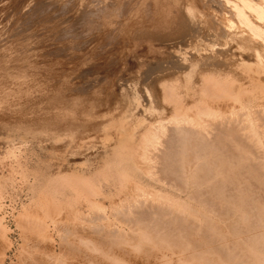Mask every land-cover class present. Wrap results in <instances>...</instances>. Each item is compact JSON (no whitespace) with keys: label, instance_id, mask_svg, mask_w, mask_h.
Here are the masks:
<instances>
[{"label":"rangeland","instance_id":"1","mask_svg":"<svg viewBox=\"0 0 264 264\" xmlns=\"http://www.w3.org/2000/svg\"><path fill=\"white\" fill-rule=\"evenodd\" d=\"M98 1H95V0H0V178L2 177L3 178V179L1 178L2 181L4 180L5 182V183L3 182L4 189L1 192V194L3 193V195H1V199H0V217H2L1 225L3 224L2 226L5 228V229L4 228L2 229L3 232H0V264H38V262H40V260L44 258L45 256L44 254L48 250L49 251L47 253L49 254L52 253L53 251L55 254L59 253L58 250L60 251L61 250H82V249L85 250V248H83V245H81V241L79 239V236L81 234H78V233L74 234V231H71L70 233H66L67 235H63L65 233L64 230L63 231L61 230V232L59 231L57 233L59 228L58 229L54 228L52 224H50L49 222H47L48 229L45 234L48 236L44 235V237H42L43 234L40 236L39 235L40 233L39 234L36 233L37 229L40 228L41 226L40 225L37 226L35 224L41 223V220L43 218L42 214L44 213V211H47V212L49 211L50 214L53 213L52 217H54L55 219H59L58 224L59 223L61 224V222H63L65 226L68 224L67 227L69 228L70 227L72 228L73 223L75 222L73 220L74 217H72V215H75L74 213L77 212V210L73 208L72 206L71 208L69 204H67L69 206V209H67L68 207H65L67 206L65 205L66 204L65 202H68L69 201L68 198L71 197V194H69L70 196L68 197L64 196L63 193H65L66 196L68 193H70L67 190L63 193L61 192L63 195L57 192H56L57 194L55 195V192H54L55 196H52V198L55 197L54 199L50 197L51 193L47 194L45 192L46 188L44 187L42 188L41 186L43 185L44 180L48 179L46 177L51 176L55 178L58 175L57 173L61 174L63 177L65 175H69L72 169L73 171L71 172V174H74L78 172V169L79 171L80 170L85 171L86 167L87 168L84 173L87 176L86 174L87 170H88V174L89 172L92 173L93 170L95 169L97 170L99 168L98 166L104 162V159H105L104 157L106 156L107 150L109 149L108 147L112 148L113 146L117 144L116 138L118 137L117 136L118 134L115 131V127L117 124H119V122L123 120H124L123 122H126L128 120L132 121L138 118L139 120H136L137 122H135L134 124L137 125L139 121L138 123L139 127H138L137 132L138 131L140 132V129H142L144 125L146 124V121L144 119L145 117H146V120L156 117V119L158 120L160 119V121L163 118V123H167V121L171 122V120L178 113L181 114V116H183V114L186 115L187 116V117L185 116L186 118H190V117L192 118V116L195 117L194 106L196 104H199V100L197 99L195 100L193 99L194 97H191L187 101H182V104L179 102V104L182 106V109L180 108L181 111L177 110L179 108L178 107L179 104H177L176 110H174L172 108V104H168V102L166 103V101L160 99L162 95V91L160 89L159 90L161 92L159 91V93L161 95L158 94V98H157V94H152L153 99L154 100L157 99L155 100V102L156 101L157 102L154 104L153 103L154 100H153L152 106L155 107V109L152 108V111L149 112L148 110H146V108H144L146 106V101L144 100V97H143L144 95L142 96V93H141L142 85L139 82L142 81L144 76L146 77L148 76L149 78H151V76L157 72V69L156 70L154 68L148 69L149 67H154L156 63L158 62L159 63L163 62V63H168V64L174 63L173 65L176 68L173 70L177 74L175 75V77H173L172 75L168 73L169 76L165 79L174 78L175 79L174 81L177 82V87L179 86L178 91L184 92L183 85L188 79L186 80V77L184 76V74H182V69L180 67L184 68V66L188 64V61L191 58V62H194V65H195L194 67L196 68V72L191 73L189 77V80L192 81L195 78L199 77V74L197 73V71H200L202 66L205 65V62H212L213 60H215V57H213L212 54L206 57V55L209 53L210 47L208 46L210 45V43L215 40L217 42L221 41L219 38L218 39L220 41L215 39L217 37L216 32L219 31L218 29L219 26H216L215 24L216 22H214V20H216V16L218 15L219 18L218 17L217 18L219 21L221 14L226 11L228 4H226L227 5L226 6L224 5V2L222 3L223 0L221 1L216 0V2L220 4L219 5L220 9H222L223 11L220 12L221 14L219 13L216 16H213L214 12L210 10V8L212 9V6L208 4V0H202V1L198 0V2H195V5L196 3L197 4L200 3L201 8L198 9V8H195L196 7L195 6L191 10L193 12L195 11L194 13H195V16L197 15L196 16L197 18H195L194 14H190V17L192 15L194 16L190 18L188 17L189 11H187L185 8H183L184 10L182 11V4L184 3V6H186L185 4L187 3L194 4V2H190L192 0L190 1L187 0L188 2L185 0L184 1L174 0V2L172 0H168V2L171 1L172 4L174 3L172 5L171 3L167 2L171 6L166 5L167 0H162V3L165 6V8L167 6L168 8L173 7L175 4L177 6V9L174 6L173 8H171V10L169 9L170 11L167 8L166 9L162 8L164 11H166L164 13H162L163 11L161 9V7H164V6L159 2L160 0H158V2L156 1L157 2L156 5H155L156 2L153 3L154 1L152 0L151 1L148 0L149 2L145 0L143 1L140 0L142 3H140L139 0H134V3H133L134 8L130 7V9H129V6L131 5H127L126 3L129 1L128 4L129 3L132 4L131 0H127L126 3L124 2V0H122L121 2L123 3L122 5L120 3L121 0H117V1L112 0V2L115 1L114 2L115 5L111 3V0H106V2L105 0L103 1L100 0V4ZM104 2L105 4L107 3L106 4L107 6H108V3L110 2L111 7L113 8L111 11L112 14L111 13L107 14L109 15V18H111V20H109V22L107 23L104 21L105 20L104 15L102 16V14H100L99 16L98 13L95 14V12L98 11V8L100 7V5L105 7V5H103ZM158 3H160L161 5ZM125 4L128 7L125 6ZM205 5L209 6L208 7L209 10L207 6L205 7ZM213 5H215V3ZM197 6H199V4ZM125 7L131 12L128 11L129 12L128 13ZM194 9L196 10L198 9V10L196 11ZM200 9L201 10L204 9V10L201 11ZM124 10L126 11V13L124 12ZM147 10L148 12H146ZM158 11L161 12L159 16L157 14ZM168 11L169 12L176 11L175 14L176 13L177 14L174 16L173 14L174 12L169 13ZM184 11L185 12L187 11L188 15L187 13L186 14L183 13ZM198 11L201 12V14H205L208 17L204 15L202 16ZM167 12L168 14H165ZM197 12L202 17H205V18L202 19L201 16L198 15ZM209 12L210 13L212 12V13L210 14ZM144 14H146V16ZM117 16L118 18H116ZM168 16H170L171 18L167 19ZM146 17L148 19H146ZM156 18H159V19H156ZM193 18H195L194 20L195 23L190 22V20L191 19L193 20ZM207 18L210 20H208ZM154 19L157 21H155ZM206 19H207V22L205 23ZM211 20L212 22H210ZM76 21H78L77 24H76ZM101 21L105 22V24L102 22L104 26H102V23H100ZM167 21H170V22H167ZM208 22L210 25L207 24ZM182 23L183 24L186 23V25L188 23L187 25L188 28L186 30L188 32H186L187 35L185 34V36L182 35L181 37H179L178 35H180L179 33L181 32L179 25ZM71 24L73 26H71ZM147 25L148 26L151 25V26L147 27ZM72 27L73 28L75 27V28L71 29ZM224 30L228 31L227 28H225ZM231 31L236 32L237 29L236 28L234 30L231 29L229 32ZM143 34H145V36ZM212 34L213 36L216 35V37H213ZM241 34L242 33L238 35H241ZM238 35H234L233 38L231 40L229 39L228 43L225 45V47H228V50H229L225 58L227 63L224 64L225 66H220V69L221 70L229 69L228 70V72L230 71L229 75H231L233 79L236 80V82L233 80L235 84H237V81H238V83L240 82V87L242 86V88H245L248 90L246 91L248 95L246 93L245 95L249 96L250 92L251 93L255 92L254 94H259V93L261 94L264 89L261 86L260 89L262 90H259V85L257 86L256 84L257 83L260 84L259 82H261L260 81L261 79H262V82L264 81V74H263L264 70L254 69V68L251 69V67H253L254 64H252V62H249V61H246L244 63L245 65L242 64L241 58L246 56V52L239 48H236L239 44L238 42H236V40L240 41V39L238 40ZM145 39H146V42L148 40L146 44L144 41ZM204 43L205 44L207 43L208 46L207 44L205 46ZM130 44L133 46H130ZM200 47L201 48L203 47V49L204 48L205 49L202 50L200 49ZM158 49L160 50L158 51ZM184 49L187 52V54L185 53V51H183ZM191 49L193 50L192 52H191ZM128 50H130V52ZM182 51L186 54V59H188L189 57L188 61L183 60L185 54ZM181 52L183 53L182 54L183 56H180ZM123 53L125 54L123 55ZM177 53H179L180 55ZM122 57L123 59L125 57L126 58L123 60ZM196 58L198 59L195 60ZM136 60L137 62H135ZM132 62L134 63L132 64ZM248 64L250 65V68H247V67L244 68ZM240 67L241 69L244 68V70L239 69ZM245 70H247L246 71L248 72L247 76L249 77L246 76V72L245 74H243ZM182 77H184V81ZM252 77L254 78V80ZM255 77H256V80H255ZM251 78H252V81H251ZM257 79H260L258 80L259 82H257ZM253 81H256V82H253ZM111 83L113 85H111ZM132 83H135V85ZM118 85L121 86L120 88L121 90L120 94L122 93L121 95L118 92L119 91ZM125 85L126 87H124ZM140 85L141 87H139ZM93 86H95V89ZM130 86H132V88H130ZM91 87L94 89V91L93 89H91ZM111 88L112 89L115 88L113 90L114 92L118 90L117 94L112 93ZM127 88L129 89L130 92L131 91L132 92L130 93ZM126 89H127V93L125 91ZM136 91H138V93ZM123 92L126 94H124ZM132 93L136 95V96L134 95V97L136 98L138 97V100L132 97L133 96ZM260 94L256 96L255 98L257 105L256 104L248 105V107L250 106L249 111H251V108H252L254 110L256 109L257 111L259 109V112H261L259 114L256 111L254 112L251 111L253 116L259 115L258 117H260L261 114H264L263 112L264 111V93H262L261 95ZM262 95L263 97L259 98V96H262ZM120 96L121 97L123 96L124 99H122L123 97L121 98ZM129 96H131L132 99ZM247 98H250V97H247ZM158 99H160L162 102L160 100L158 101ZM218 102H219L218 108L220 109L221 112L223 111L225 113H227L226 111L229 110L227 108H231V106L233 105L231 101L228 99H225V100L219 99ZM234 105L236 106V103ZM253 105L259 108H256ZM236 108L238 110L239 109H241L242 111L244 110L243 108H239L238 106L233 109L235 110ZM219 109L216 111H219ZM137 111L140 113L141 116L139 115ZM88 112L91 114H89ZM127 112H129L130 114L135 112L136 115L134 116V114L133 115L131 114L132 116H128L130 114ZM238 112L235 113V116L238 118L237 120L241 122L242 119H244L245 115H242L243 117L239 116ZM95 113H97L98 116L95 115ZM100 113L101 114L103 113V116ZM142 113L143 114L150 113V115L149 116L148 114L142 115ZM219 115H221V113ZM222 115H224L225 117L229 116L231 120L229 118L226 119ZM222 115H221L222 118L224 117L226 120L228 119L229 120L226 121L224 120V118L223 119L220 118L218 122L219 117L217 115L215 117L216 118L215 120L214 119L211 120L210 118H207V117L205 118L201 116V118H199V120L197 121L199 122L202 121L203 125L206 127V133L208 132V135L209 134L211 135L215 131L219 132L218 130H220L221 128L219 127V129H216L218 126H220L219 123L221 124V126H223L222 122H226V123L230 121L232 122V120L236 118L235 116L233 118L234 114L230 115L228 113L226 115L222 113ZM96 116L100 118L96 119ZM92 117L94 119H91ZM262 117H264V115H262ZM239 118L241 120H239ZM140 119H142V121H140ZM213 120L215 121V123H213L214 122ZM237 120L236 122H238ZM216 122H218V125H216ZM236 122L235 123L233 122L234 125L232 129L234 130L237 129V131L241 130V132L244 133V131L246 130L241 129L244 126V124L243 126L241 124L242 127H240L238 126L240 125V123H237L238 124L237 127L234 128ZM244 122L246 121L243 120L241 123H244ZM257 122H259V125H261V127H259L261 128V130H258V132L261 131L260 133H262V131H264L263 124L262 122L255 120L256 124ZM205 123L207 126L205 125ZM170 124L172 125V122ZM187 124H185V128L187 129L192 128L193 126L195 127L194 122L191 123V125L193 124L191 127H189L190 124H188L189 126L186 127ZM214 125L216 128H213V127H212L213 129L209 128V126H214ZM224 125H227L228 127L229 123L227 124L224 123ZM167 127H168L167 131H169L168 135L170 134V132H171L170 136L173 135L172 131L169 130L170 128L169 122H168ZM222 130L223 129H221L220 131ZM211 131L213 133H211ZM217 132H215L214 134H216ZM208 135L205 134L204 136L207 137ZM213 135L208 136L207 138H210V137L213 138ZM114 137L115 139H113ZM113 142H115L116 144L114 143L113 145ZM103 143H106L107 145L109 143V146L103 149V147L105 146L103 145ZM105 149L107 150L105 151ZM158 149L161 151L162 145L161 146L158 145ZM158 149L156 152L152 151L153 153L155 152L154 154L151 152L152 153L151 155H153V157L150 155L151 159L154 157L156 158V155L157 156L160 155L159 153L160 151L158 152ZM8 150H13L16 157L14 158L8 155ZM103 150H104V153H103ZM71 151L73 152V154ZM110 151L111 150L109 149L108 152ZM137 151L139 153L138 149L136 150V152ZM138 153H135V155L137 154V157L139 158ZM109 155L110 154H107V156ZM137 157L135 160L138 159ZM157 158L156 160L158 161L159 158L158 159ZM100 159L101 160L103 159V161L101 162ZM139 159L137 161L139 163V166L143 167L147 164V163L145 164V161L143 162V160L140 159V161L143 162L141 164V162H139ZM154 159H152L151 163H153L154 161L156 165L153 163V167L155 168L158 167V168L154 170L152 167V171L154 170L156 172V170L158 169L160 170L163 164L160 163V160L158 161L160 164L158 162H155L156 160ZM15 164L17 165L20 164V165L17 166ZM175 164L173 167L178 166V164L177 165ZM22 169H27L28 171V173L26 171L27 174L25 176L21 172ZM32 169H34L33 175L34 173H36L34 176H37L39 174V178L41 176L45 178L41 180L42 183H40L41 182L40 179L42 177L40 179H34L35 177L33 176L34 180L33 179L31 180L32 175H29V171L31 173ZM37 170H39L38 173H37ZM89 170H91L92 172ZM158 171L157 173H159ZM44 172L47 173V176L46 175L44 176ZM48 172L51 175L48 174ZM81 172H78V174L80 173L79 175L81 176L83 175V177H86L84 174H82L83 172L82 173ZM78 174L76 173V175ZM61 175L60 177H57V178H62ZM144 176L145 174H143V177L141 178H144ZM51 177L49 178L50 180H48L49 182L48 181H46L47 183L44 182L46 185L51 184L52 182H54L55 179H57V178L55 179L53 178L51 180ZM146 177L147 175L145 176V178ZM137 178L136 180L138 181ZM141 178L139 179V181H142ZM145 178L143 179V181L145 180ZM35 180L37 184L39 183V185H41L39 187L42 188V190H40V192L41 191L42 192L39 198L35 196L31 197L32 192L30 193V190H31L30 184L31 183L35 184L36 183ZM139 181L137 183L135 179L132 180V182L133 183L136 182L135 184L137 185L140 184ZM116 185H114V187H112L111 185V187L109 188V190L113 191L111 192L108 190V193L109 192L111 193L110 197L113 198V200H116L117 197L121 195L124 199L126 188L120 187V186L119 187L117 186L118 187L117 188ZM142 185H139V186H142ZM131 186L134 187V184H132ZM144 187L148 188L147 186H144ZM150 188L151 187H149L148 189ZM48 189H52V188L50 187ZM117 190L118 191L121 190V193L120 191L118 192ZM116 191L117 193L115 194ZM42 193H46L47 195H49L51 199L49 200L48 199L49 197L46 198V195ZM108 193L106 190L105 194H108ZM112 193L114 196L112 195ZM52 195H53V192H52ZM62 197L65 199H63ZM122 197L119 198V203H117L119 204V206L120 205L122 206L124 202H125L124 205L126 204V200H122ZM45 198H46V201H45ZM58 199L59 201H57ZM42 200L46 204L42 203L43 202ZM61 200L64 202H62ZM50 201L51 203H49L50 205H48L47 203ZM70 201L68 203H71ZM148 201L149 200H147L145 203L149 204L147 203ZM54 202L57 205L54 204ZM149 202H150L149 205H151L152 203H155L153 201L152 202L149 201ZM40 203H42V205L44 204V206H42ZM106 203H107L106 206L109 205L107 201ZM46 206H47V210H43L46 208ZM61 206H62V211H61ZM78 208L82 210V206H78ZM137 208H136V211H138V209L139 210L141 209V208H138V209ZM57 209H59L58 213H56ZM24 210L28 211L27 214L29 216L26 214ZM142 210L143 209H141V211ZM22 212L23 214L25 212V217L28 216L27 219L30 218V215L31 217L33 216L36 219L41 217L40 220L39 219L36 220L35 224L34 223L32 224V225H35L34 228H32L33 226H31L30 224L29 225L27 224L28 221H25L27 219L24 220L25 217L22 219L19 216L21 215L20 213ZM60 212L61 214H59ZM70 212H71V215H69ZM145 212L146 210H144L143 216L145 215L144 219H146V221L143 223L146 224V222H148L147 220L150 218L148 217L146 218V216L148 215H146ZM54 213H56L57 215L56 214L54 215ZM134 215H131L130 218H133L132 216ZM137 216L138 218H143V216H139V215H136L135 217ZM33 217H32V220H33ZM67 218H69L70 220ZM165 218L163 217V219ZM32 220L29 221L28 223L35 222V219L33 221ZM158 221L161 222V220H158ZM156 223L155 225L157 226L159 222H156ZM155 225L152 226L151 228L152 231L155 230L154 229ZM123 229L124 231L121 234L122 236L119 237L120 243L118 242L119 244H117L118 247L117 245H115L116 242L112 243L114 242L113 241L114 239L111 238L112 240H110V242L108 241V246L113 247L115 245L112 248V250H119L118 249L119 247H121L120 250L121 249L122 250H133L131 248V243H135V246H138L140 241L137 244L135 241H137V237L139 238L141 236L134 235L133 237L134 239H133L131 235L136 234V231L135 233L133 232L131 233L129 232V229L126 226H123ZM162 230H164V228L161 229L160 232H162ZM30 231H32V233ZM157 231H155L152 234L157 235L158 234ZM41 233H42V230H41ZM71 234L72 235L74 234V235L72 236ZM90 235H87V236L83 235V237H88V236L94 237L95 236L94 234L93 236H90ZM128 236H130L131 239ZM73 237L75 238L74 240H73ZM124 238H126L127 240L130 239V241L132 240L134 242L127 241ZM156 238H157L156 236H151V239H154L151 241L153 243V246L151 245L152 243L149 242V240H145L146 238H144V240L147 241V244L145 242H140V244L142 245L143 243V245L142 247L141 245H139V247L141 248L139 247L138 248L140 250H145V248L149 250L150 248L149 246L154 247L156 245L155 247H157V249H155V247L154 248L151 247V249L155 252H158V253L161 252V254L165 255L166 246H164V248L162 247V245H164L162 243L163 240L160 241L159 238H157L159 240H157ZM75 240H78V242ZM121 240H123L124 242L122 241L123 242L122 243ZM155 240L157 243H155ZM63 241H65L66 243ZM125 242L128 243L129 245H127ZM110 243L112 244L109 245ZM158 243H161V244H158ZM158 245L160 248L162 247V249L158 250L159 248ZM128 246L130 249H127ZM135 246H133V248ZM79 247L80 249H78ZM42 250H44V252ZM107 250H108V247H107ZM41 251L43 252L44 256L41 255L42 254ZM42 256L43 258H40ZM47 258L45 257V260H47Z\"/></svg>","mask_w":264,"mask_h":264},{"label":"bare ground","instance_id":"2","mask_svg":"<svg viewBox=\"0 0 264 264\" xmlns=\"http://www.w3.org/2000/svg\"><path fill=\"white\" fill-rule=\"evenodd\" d=\"M95 1H98V0H95ZM126 1L127 0H124L125 3H126ZM131 1H132V4L131 3L128 4L129 1L126 3L127 5H131V6H129V9H130V7L134 8V5H133L134 0H131ZM145 1H148V0H145ZM149 1H151V0H149ZM152 1H154L153 3H155L156 1L158 2V0H152ZM172 1L174 2V0H172ZM185 1H187V0H185ZM98 2L100 4V0ZM105 2H106V0H105ZM105 2L103 4V5H105V7L102 5H100L99 8L97 7L98 11H96V9H97L96 8L95 14L98 13L99 16H100V14H102V16L104 15V17H105L104 21L107 23V22H109V20H111V18H109V15H107V14L111 13L113 8L111 7L110 2L108 3V6L106 5L107 3L105 4ZM114 2H112V0H111V3L114 4ZM121 2H122V0L120 1V3ZM157 2L155 3V5L157 4ZM159 2L163 5L162 0H160ZM167 2H168V0L166 1V3ZM190 2H194V4H192V3L188 4L187 3V4H185L186 6H184V3L182 4V11L184 10L183 8H185L187 11H189L188 17H190V14H194V16H195V13H194L195 11L194 12L191 11L193 9V7L196 6L195 8H198V9L201 8L200 3H198L199 6H197L198 5L197 3L195 5V2H198V0H195V1L192 0ZM223 2H224V5L228 4V7H227L226 11L221 14L220 12L223 10L220 9V7H219L220 4H218L216 2V0H208V4H210V6H212V9L210 8V10H212L214 12L213 16H216L219 13L221 14L219 21H218V18H219L218 15L216 16V20H214V22H216L215 23L216 26H219V28L217 27L219 29V31L216 32L217 37L215 34H214L215 36H213V34H212L213 37H216L215 39H217V40L220 39L221 41L219 40L220 42H217L214 39L215 41L211 42L209 46L206 43L207 46L210 47L209 53L206 55V57L208 55L212 54L213 57H215V60H213L212 62H205V65L202 66L200 71H197V73L199 74V77L195 78L192 81L189 80V77H190L191 73L196 72V68L194 67L195 66L194 62H191V58L189 59V57H188L190 62L188 61V59H186L187 52L185 51V49L183 51H185L186 54L182 51L185 54L183 60L188 61V64H186V66H184V68L180 67L182 69V74H184V76L186 77V80L188 79L185 82V84L183 85L184 86V90H183L184 92L178 91L179 86L177 87V82L174 81L175 80L174 78L173 79H170V78L165 79L169 76L168 73L170 75H172L173 77H175V75L177 74L173 70L176 68L173 65L174 63H170V64L163 63V62L162 63H159V62L156 63L154 67H149L148 69L154 68L155 70L157 69V72L154 73L151 76V78H149L148 76L147 77L144 76L142 81L139 82L142 85V87H141V85L139 86L142 89V92H141L142 96L144 95L143 97H144V100L146 101V106L144 108H146V110H148L149 112L152 111V108L155 109V107H153L152 105H153V103L155 104L157 102V101L155 102V100H157V99H155V100L153 99L152 94H157V98H158V94H160L159 91L161 90L162 95L160 94L161 95L160 99L166 101V103L168 102V104H172V108L174 110H176L177 104H179V102L182 104V101H187L191 97H194L193 99H195V100L196 99L199 100V104H196L194 106L195 117L192 116V118H191L189 116L191 118L190 119V118H186L187 117L186 115L183 114V116H181V114L178 113L171 120L172 125L170 124L171 123L170 121H167V123H163V118L160 121V119L158 120V119H156V117H153L152 119H149V120H146V117H145L144 119L146 121V124L143 127L144 129L142 128L143 130L140 129V132L139 131L137 132L138 127H139L138 126L139 121H138L137 125L134 124L135 122H137L136 120H139L138 118H136V120L135 119L132 121L128 120L126 122H123L124 120L122 119L123 121H121V122H123V123L119 122V124H117L115 127V131L118 134V135L116 134L118 136L116 138L117 144L115 142H113V145H114V143L116 145L113 146L112 148H110V147H108L109 143H108V145L106 143H103V145H105L103 147V149L108 147L111 151L108 152L109 149L108 150L105 149V151L107 150V154H110V155L107 156L106 153H105L106 154L105 157L103 155V157L105 158L104 162L98 166L99 168L97 170L95 169L96 171L93 170V172H92L91 170H89L92 173L89 172V174H88V170H87V172H86L87 176H86L84 172L86 171L87 167L85 168V171H83V170L79 171V169H78V172L82 171L83 173L82 172L81 173L86 176V177H83V175L82 176L79 175L80 173L78 174V172H76L78 175H76V173L71 174V172L73 171V169H72L70 174L68 173L69 175H65L63 177L61 174L57 173L58 175L55 178L60 177V175L62 178L55 179L54 177L50 176L51 180L53 178L55 179L54 182H52V183L50 182L51 184L46 185L44 183V182L50 180L49 179L50 177H46L48 179L44 180L42 186L39 185V183L37 184L36 180H35V182H36L35 184L34 183L30 184L31 190L30 189L29 190H30V193L32 192L31 197L35 196V197L39 198V196H41V192H42V191L40 192V190H42L43 187L46 188L45 192L47 194L51 193L50 194L51 198H52V196H55L57 193H61V192L63 193L66 190L68 192H70L67 194V196L65 193H63L65 197H68V196H70L69 194H71V197H69L68 200L69 201L72 200V201H70L71 203H68L69 201L65 202L66 203L65 205L69 204L70 207L72 206L73 208H75L77 210V212L74 213L75 215H72V217H74L73 220L76 222V224L74 222L72 228L67 227L68 224L65 226V224L63 222H61V224L60 223L58 224L59 219H55L54 217H52L53 213L50 214L49 211L48 212L44 211V213L41 211L43 213L42 214L43 218L41 220V223H38V224L36 223V220L37 219L40 220L41 217L36 219L32 216L33 220L35 219V222L28 223L29 221L32 220L31 215H30V218L27 219V217L29 216L27 214L28 211L24 210L26 212V214L28 215L27 217H25V212H24V214H23V212L20 213L23 217L21 215H19V216L22 219L25 217L24 220L27 219L25 221H28L27 224L28 225L30 224L31 226H33L32 228H34L35 225H37V226L40 225L41 227L40 226L39 227L41 228L42 233H41L40 228H38L40 231L37 229L36 233H38V234L40 233L39 234L40 236L43 234L42 237H44V235L46 234V231L48 229L47 222L52 224V226L54 228H57V229L59 228L58 231L56 229L57 233L59 231L61 232V230L62 231L64 230L65 233L63 234V232H62L63 235H67L66 233H70L71 231H74V234H76V233L81 234L79 236V239L81 241V245H83V248H85V250H83V249L82 250H61V251L58 250L59 253H56V254L54 253V251L49 254V253H47L49 251L48 250L47 252H45V254H44L45 256L43 255L44 250H42L43 252L41 251V253H42L41 255H43L44 258H43V256L40 257L43 259L42 260L39 259L40 262H38L39 261L38 260L37 261L38 264H264V131H262V133H260L261 131L258 132V130H261V128H259V127H261V125H259V122H257V124L255 123V120H258V121L262 122L263 127H264V120H263L264 117H262V115H264V114H261L260 117H258L259 115L258 116L255 115L256 116L255 117L252 115L251 111H253V112L256 111L260 114L261 112H259V109L257 111L256 109L254 110L251 108V111H249L250 106L248 107V105L257 103L255 101V98L260 93L254 94L255 92L251 93L250 92L251 90H250L249 91L250 94H249V96H247L248 93H246V91H248V90L245 88H242V86L240 87V82L238 83V81H237V84L239 86L237 84H235L236 80L233 79V77L231 75H229L230 74L229 73L230 71L228 72L229 69L228 70L227 69H225V70L220 69V66H225L224 64L227 63L225 58H226L229 50H228V47H225V45L228 43L229 39L231 40L233 38L234 35H238V34L242 33L241 35H238V40L240 39V41L236 40V42L239 43L236 48H239V49L246 52V56L241 58L242 64H244L246 61H249V62H252V64H254L253 67H251V69L254 68V69H263L264 70V0H223L222 3ZM140 3H142V2L140 1ZM160 3H158V4H160ZM168 3H171V1ZM168 3L166 5L171 6ZM214 3H215V5H213ZM122 4L123 3H121V5ZM126 4H125V6H127ZM138 5H139V3H138ZM138 5H137V7H138ZM168 6L166 7L168 10L169 9L171 10V8H173L174 6L177 9L176 4L173 7L168 8ZM206 6H207V8L209 7L208 5H205V7ZM162 8L164 9L165 6L161 7V9ZM135 9H137V8H135ZM163 9H162V11H163L162 13L166 12ZM223 9H225V8H223ZM194 10H196V9H194ZM202 10H204V9H202ZM208 10H209V8H208ZM126 11L128 12L129 10L126 8ZM126 11L124 10L125 13H126ZM187 11L186 12L184 11L183 13L186 14ZM129 12H131V11H129ZM143 12H145V11H143ZM146 12H148V10ZM168 12L165 14H168ZM175 12L176 11H171L169 13H173L175 16L177 14V13L175 14ZM160 13L161 12H159V11L157 12L158 16ZM188 13H187V15H188ZM199 13L201 14V12H199ZM199 13H198V15H200ZM111 14H110V16H111ZM210 14H209V16H210ZM113 15H114V13H113ZM144 15L146 16V14H144ZM201 15L206 16L205 14H201ZM163 16H164V14H163ZM192 16L190 18H192ZM196 16H195V18H197ZM202 16H201V18L204 19L205 17H202ZM128 17H130V16H128ZM160 17H161V15H160ZM206 17H208V16H206ZM116 18H118V16ZM169 18H171V17L168 16L167 19H169ZM195 18H193V20L191 19L192 21L190 20V22H194ZM146 19H148V18L146 17ZM156 19H159V18H156ZM207 19H206V21L204 20L205 23L207 22ZM115 20H113V21H115ZM208 20H210V19H208ZM155 21H157V20H155ZM77 22L78 21H76V24H77ZM102 22L103 21H101L100 23H102ZM105 22H103V23L105 24ZM167 22H170V21H167ZM210 22H212V20ZM103 23H102V26H104ZM207 24H209V22ZM187 25H188V23H187ZM187 25H186V23L185 24L182 23L179 25L180 30H181V32L179 33L180 35H178L179 37H181L182 35L185 36L186 32H188V31H186L188 28ZM71 26H73V25L71 24ZM150 26L151 25H149V26L147 25V27H150ZM74 28L72 27L71 29H74ZM160 28H159V30H160ZM213 28H215V27H213ZM225 28H227L228 31L224 30ZM235 28L237 29L236 32L235 31L229 32L231 29L234 30ZM148 31H146V32H148ZM237 32H239V33H237ZM181 33H183V34H181ZM143 35L145 36V34H143ZM144 41H145V44L148 42V40L146 42V39ZM144 41H142V42H144ZM191 44H193V43H191ZM206 44L204 43L205 46H206ZM130 46H133V45L130 44ZM192 49H191V52L193 51ZM200 49L204 50L205 48L203 49V47L202 48L200 47ZM159 50L160 49H158V51ZM128 51L130 52V50H128ZM179 52H180V50H179ZM182 52H181V55L179 53H177V54H179L180 56H183ZM195 53H197V52H195ZM124 54L125 53H123V55ZM175 55H176V53H175ZM123 57H122V59H123ZM182 58H180V59H182ZM197 59L198 58H196L195 60H197ZM135 62H137V60ZM133 63L134 62H132V64ZM191 63H193V64H191ZM152 64H154V63H152ZM244 65H242V66H244ZM248 65H246L244 68H246V67L250 68V65L249 66ZM134 66H135V64H134ZM241 67L239 69H241ZM244 68L241 70H244ZM246 71L247 70H245L243 74H245ZM241 72H243V71H241ZM247 73L248 72H246V76H247ZM247 77H249V76H247ZM182 78L184 81V77H182ZM252 78H251V81H252ZM253 80H254V78H253ZM255 80H256V77H255ZM258 80H260V79H257V82H259ZM260 81H261V82H259L260 84L257 83L256 85L257 86L259 85V90H262V89H260V87L262 86V88L264 89V85H262V84H264V81L262 82V79ZM253 82H256V81H253ZM132 84L135 85V83H132ZM111 85H113V84L111 83ZM256 85H254V86H256ZM114 86H115V84H114ZM93 87L95 89V86H93ZM118 87H119V89H118L119 91L118 90L117 91L120 94L121 86L118 85ZM124 87H126V85ZM130 88H132V86H130ZM91 89H93V88L91 87ZM94 89H93V91H94ZM106 89H107V87H106ZM114 89H112V93L117 94L116 90H115L116 92L113 91ZM127 89L125 90L126 93H127ZM255 89H256V87H255ZM243 90H244V92H243ZM128 91H129V89H128ZM91 92H92V90H91ZM136 92L138 93V91H136ZM126 93H124V94H126ZM130 93H129V95H130ZM245 93L247 95H245ZM262 93H264V90L262 91ZM134 95L135 94H133L132 97H134ZM129 97L131 98V96H129ZM247 97H250V98H247ZM260 97H263V95L259 96V98ZM134 98H136V97H134ZM122 99H124V97ZM160 99H158V101ZM219 99H222V100L228 99L233 104L231 106V108H227V109H229L226 111L227 113H225L223 111L221 112L220 109L218 108ZM136 100H138V97L136 98ZM153 100H154V102H153ZM235 103H236V106L234 105ZM179 105H178L179 108L177 110L181 111L182 106L181 105L179 106ZM183 105H185V104H183ZM237 106L239 108H243L244 110L243 111L241 109L238 110L237 108L234 110L233 108H235ZM253 106H255V105H253ZM255 107L259 108L257 106H255ZM218 109H219V111H216ZM236 110H237V112L239 111L238 112L239 116L245 115L244 119H242L243 116L241 117V119H242V121L244 120L246 122L241 123L242 121L240 122L237 120L238 118L235 116V113H237ZM148 111H146V112H148ZM135 112H133L131 114L132 115L134 114V116H135L136 115ZM219 112L221 113V115H222V113H224L226 115L228 113L230 115L234 114L233 118H234V116L236 118H234V119L232 118L233 119L232 122L231 121L227 122V123H229V125H228L229 128L227 127V125H224V123L227 124L226 122H222L223 126H221V124L219 123L220 126H218L217 128L215 127V125L209 126V128L213 127L216 129H219V127H220L223 130L220 131L221 130L220 129V130H218L219 132L215 131V132H217L216 134H214L215 132L213 133L211 131V133L214 134V135L211 134V135H213V138H211V137L207 138L208 136H211V135L210 134L208 135V132L206 133V127L203 125L202 121L199 122L197 120H199V118H201V116L205 117V118L206 117L210 118L211 120L212 119L215 120L216 119L215 117L218 115L219 118L218 117L217 118H218V122H219L220 118L223 119L225 117L224 115H222V116H224L222 118V116L219 115L220 114ZM127 113H129V112H127ZM127 113H126V115H127ZM157 113H158V111H157ZM89 114H91V113H89ZM100 114H99V116H100ZM131 114L128 116H132ZM147 114H148V116L150 115V113H146V114L142 113V115H147ZM95 115H97V113H95ZM101 115L103 116V113ZM139 115H140V113H139ZM139 115H137V116H139ZM97 116H96V119L100 118ZM89 117H91V116H89ZM93 117L91 119H94ZM225 118L227 119V118H229V116H227ZM225 118H224V120H226ZM130 119H131V117H130ZM229 119L231 120V118H229ZM241 119L239 118V120H241ZM228 120H226V121H228ZM236 120L238 122H236ZM140 121H142V119H140ZM168 122L170 125L169 130H171L172 134H173L171 136H170L171 132L168 135L169 131H167ZM192 122H194V125L196 128L194 126L192 127L193 129L192 128H189V129L185 128V124H187V123L190 124V126L187 124L186 127H188V126L191 127L193 125V124L191 125ZM218 122H216V125H218ZM233 122L234 123L236 122L234 128L237 127V125H238L237 123H240V125H238L240 127H242L244 124V126L241 129H244L246 131L243 130L244 133H242L241 130L237 131V129L236 130L232 129L233 125H234ZM213 123H215V121ZM213 123H211V124H213ZM241 124H242V126H241ZM205 125H206V123H205ZM171 127L173 128V130ZM240 132H241V134H240ZM205 134H207L208 136L207 137L204 136ZM115 137L113 139H115ZM112 141H110V142H112ZM226 141H228V142H226ZM158 145H160V146L162 145L161 151L158 149ZM137 149L139 150V153H138V151L136 152ZM157 149H158V152L160 151L159 152L160 155L157 156L155 154L156 158L158 157L159 158V159L157 158L158 161L160 160V163L163 165H162V167L160 166L162 169L160 168V170L158 169L159 171L156 170V172H155L154 170L157 169L158 167L157 168L153 167L154 161H153V163H151V162H152V159H154L155 157L151 159L150 155L153 153L152 151L156 152ZM103 153H104V150H103ZM135 153H138L139 158L141 160H143V162L145 161V164L147 163L145 166H143L145 169L143 167L139 166V163L137 162L139 158L137 157V154L135 155ZM72 154H73V152H72ZM8 155H10L14 158L16 157L13 150H8ZM151 156L153 157V155H151ZM136 157L138 158L137 160H135ZM156 158L154 160H156ZM140 159H139V162H141ZM173 160L176 162H174ZM13 161H14V159H13ZM102 161H103V159L101 160V162ZM158 161L156 160L155 162H158ZM143 162H141V164ZM174 164L175 165L178 164V166L173 167ZM15 165H17V164H15ZM18 165H20V164H18ZM152 167H153V169H154L153 171L155 173L152 171ZM34 169H32L31 173L29 171V175H32L31 180L33 179V176L36 174V173H34V175H33ZM58 169H59V167H58ZM60 169H61V167H60ZM81 169H83V168H81ZM39 170H40V168H39ZM39 170H37V173ZM45 170H47V169H45ZM23 171H24V173H23ZM26 171H27V169L21 170V172H22V174H24V176L28 173V171H27V173H26ZM157 171L159 173H157ZM45 173L46 172H44V176L45 175L47 176V173L46 174ZM60 173H62V172H60ZM48 174H50V173L48 172ZM143 174H145V176L147 175L146 178L144 176V178H145L144 181H143L144 178H141V177H143ZM52 176H54V175H52ZM34 177H35L34 179H40L42 177L40 179V181L44 178L43 176H41L39 178V174L37 176H34ZM36 177H38V178H36ZM137 177H139V178H137ZM4 178H6V177H4ZM136 178L138 179V181L140 178L142 179V181H139L140 182L139 185L143 184L142 186L135 184L136 182L138 183ZM2 179L0 181V199H1V195H3V193L1 194V192L4 189L3 188L4 180L2 181ZM25 179H27V178H25ZM133 179H135V181H136L135 183L132 182ZM37 181H39V180H37ZM30 182H32V181H30ZM40 183H42V181ZM116 184H118V185H116ZM132 184H134V187L131 186ZM111 185H112V187H114V185H116V187L120 186V187L126 188L125 194L123 192L124 199L121 195L118 196L119 194L117 195L118 197L116 200H113V198L110 197L111 193L110 192L108 193V190L111 187ZM39 186H41L42 188ZM144 186H147L148 188L151 187V188L148 189ZM38 187L41 189H39ZM47 187L48 188L51 187L52 189H48ZM104 189L107 190L108 194H105L106 190H104ZM121 190H119L120 193H121ZM43 191H44V189H43ZM109 191H111V190H109ZM117 191L115 192V194L117 193ZM52 192H53V195H52ZM54 192H55V195H54ZM111 192H113V191H111ZM39 193H40V195H39ZM46 193H42V194L46 195V198H47V197H49V195H47ZM36 195H38V196H36ZM112 195H113V193H112ZM44 197H43V199H44ZM50 197L48 198L49 200L51 199ZM121 197H122V200H126V204L124 205L125 202L123 201L124 202L123 205L119 206V204H117V203H119V198H121ZM139 197H141V198H139ZM46 198H45V201H46ZM54 198H52V199H54ZM59 199L57 201H59ZM63 199H65V198H63ZM33 200H35V199H33ZM147 200H149L151 202L153 201L155 203H152L151 205H149L150 202L148 201L147 203H149V204H146L145 202ZM106 201L109 204L107 206H106V204H107ZM115 201H116V203H115ZM62 202H64V201H62ZM34 203H36V202H34ZM42 203H45V202L43 201ZM42 203H40V204L42 205ZM49 203H51V201L48 202L47 204L50 205ZM61 203H59V204H61ZM32 204H33V202H32ZM54 204H56V203L54 202ZM42 206H44V204ZM62 206H61V211H62ZM69 206L67 205L65 207H68L67 209H69ZM78 206H82V210H80L78 208ZM137 207L141 208L143 210L141 211V209L139 210ZM136 208L138 209V211H136ZM43 210H47V206ZM53 210H55V209H53ZM144 210H146L145 214L148 215V216H146V218L147 217L150 218L147 220L148 222H146V224L143 223L146 221V219H144L145 215L143 216ZM51 211H52V209H51ZM58 212H59V209L56 210V213H58ZM39 213H40V211H39ZM56 213H54V215ZM59 214H61V212ZM134 214L139 215V216H143V218H138V216L135 217L136 215H134ZM69 215H71V212ZM131 215H134V216H132L133 218H130ZM163 217L164 218L167 217V218L163 219ZM1 219H2V217H0V229H1L0 232H3L2 229L4 227L2 226L3 224L1 225ZM67 219H69V218H67ZM158 220H161V222ZM61 221H62V219H61ZM155 221L159 222V224L157 225L159 227H157L155 225V223H156ZM33 223L34 224L36 223V224L32 225ZM153 223L155 225V227H154L155 230L153 229L154 231H152V229H151L152 226H154ZM160 223H161V225H160ZM162 223H163V225H162ZM123 226H126L129 229V232H131V233L132 232L135 233V231H136V234L131 235L132 238L134 237V235L141 236L139 238L137 237V241H135L136 244L139 241L145 242L147 244V241H145V240H149V242H151L152 240L155 239V237H154V239H151V236H156L157 238L160 239V241L163 240L162 243L164 245H162V247L164 248V246H166L165 255L161 254V252L158 253V252L153 251L151 249V247L153 246L152 242H151L152 244L150 243L152 246H149L150 247L149 250H147L146 248H145V250H140L139 248H141L143 245V243L141 245L140 242H139L138 246H135V243H131V248L133 250H122V249L120 250L121 247L118 248L119 250H112V248L115 245L120 243L119 237L122 236L121 234L124 231ZM160 228L161 229L164 228V230H162V232H160V230H161ZM151 231H152V233L157 231L158 234L153 235L151 233ZM30 232L32 233V231H30ZM50 232H48V233H50ZM62 234H60V235H62ZM93 234L95 236L98 235L99 237L98 236H96V237L95 236L94 237H89V236L83 237V235L93 236ZM124 234H126V233H124ZM161 235L165 238V240ZM45 236H48V235H45ZM128 237L130 238V236H128ZM98 238H100V239H98ZM108 238H110V239H108ZM111 238L114 239L113 240L114 242H112V243L116 242L114 246L112 245L113 247L108 246V241L110 242V240H112ZM140 238H142V239H140ZM144 238H146V239L144 240ZM74 239L75 238L73 237V240ZM124 239H126V238H124ZM130 239L129 240L126 239V240L130 241ZM138 239H140V240H138ZM159 239H157V240H159ZM78 240H75V241L78 242ZM123 240H121V242ZM63 242H65V241H63ZM132 242H134V241H132ZM112 243H110L109 245H111ZM155 243H157L156 240H155ZM126 244L129 245L128 243H126ZM158 244H161V243H158ZM73 245H74V243H73ZM76 245H75V247H76ZM139 245H141V247H139ZM148 245H149V243H148ZM133 246H135L134 247L135 250H134ZM107 247H108V250H107ZM117 247H118V245H117ZM154 247H152V248H154ZM158 247H159V245H158ZM162 247L161 248L159 247L158 250L162 249ZM78 249H80V247ZM127 249H130L129 246ZM155 249H157V247H155ZM48 254H49V256H48ZM45 257L46 258L48 257L47 260H45Z\"/></svg>","mask_w":264,"mask_h":264}]
</instances>
